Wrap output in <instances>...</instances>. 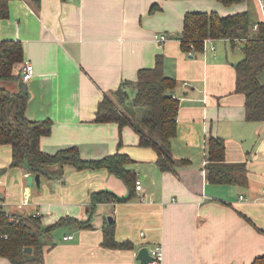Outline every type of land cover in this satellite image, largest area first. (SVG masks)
<instances>
[{"label": "crops", "instance_id": "crops-1", "mask_svg": "<svg viewBox=\"0 0 264 264\" xmlns=\"http://www.w3.org/2000/svg\"><path fill=\"white\" fill-rule=\"evenodd\" d=\"M245 2L225 7L216 0H7L0 41L23 46L15 73L26 62L34 67L24 82L25 115L52 122L51 133L40 138L41 150L77 147L84 159L125 153L143 181L141 192L129 198L123 180L107 169L74 168L64 179L66 167L62 176L48 167L52 175L40 174L42 191L34 192L35 185L26 183L29 174L11 166L10 147L0 145V204L7 212L38 214L46 227L68 217L89 220L85 229L73 222L59 226L54 246L45 247V264H139L138 250L154 245L162 247V264H250L264 254V121L245 119V96L235 91L233 65L243 58L241 45L209 40L201 53L185 52L177 38L186 12L225 16L247 11ZM163 34L168 39L160 45L155 37ZM158 55L177 82L170 154L178 165L186 160L170 171L157 166L152 148L138 145L130 125L119 131L115 122H95L103 97H114L124 81L134 82ZM5 86L18 89L14 82ZM211 136L223 139L226 163L245 165V185L207 181ZM100 190L128 199L100 203L90 215V193ZM109 216L114 239L130 241L131 249L103 245ZM0 264L11 263L0 258Z\"/></svg>", "mask_w": 264, "mask_h": 264}, {"label": "trees", "instance_id": "trees-1", "mask_svg": "<svg viewBox=\"0 0 264 264\" xmlns=\"http://www.w3.org/2000/svg\"><path fill=\"white\" fill-rule=\"evenodd\" d=\"M225 7L241 4L247 0H216ZM7 0H0V18L7 17ZM257 24V29L253 25ZM181 49L188 52L204 50L206 41L228 40L232 46L243 45V58L236 62L235 91L245 96V119L264 121V84L258 74L264 69V21L253 23L247 11L221 16L216 11H189L184 14L180 34ZM23 46L19 41H0V145L11 149V166L22 167L28 174L40 173L51 176L48 167L57 169L55 175L62 176L64 167L82 169H107L123 180L128 188V197L136 192L137 180L132 159L128 154L116 152L100 159H84L77 147L47 153L40 148V138L51 133L49 119L32 121L25 115L28 91L15 67L22 63ZM14 82L16 91L5 84ZM128 87L133 90V107H126L125 115L111 98L104 96L95 113V122H115L119 131L130 125L139 136V146L150 147L156 154L155 163L163 171L175 170L186 164V160L176 162L170 154V140L177 131L176 118L179 100L174 96L176 80L164 72L163 58L158 55L154 65L137 72L134 82L124 81L114 95L117 103L125 109L129 99ZM137 108L147 109L142 112ZM120 139V133H119ZM121 143V139H120ZM206 179L213 184H246L245 165L228 164L224 159V141L209 137L206 142ZM108 190L90 193L88 213L93 214L100 203L127 200ZM65 222H73L79 229L89 227V220L79 221L64 218L50 227L42 224L39 216L21 215L7 212L0 204V258L11 264H45V247H53V232ZM103 245L108 248L131 249L130 241L117 242L114 239V224L106 220L103 228ZM26 248H30L28 252ZM250 264H264V254Z\"/></svg>", "mask_w": 264, "mask_h": 264}, {"label": "built area", "instance_id": "built-area-1", "mask_svg": "<svg viewBox=\"0 0 264 264\" xmlns=\"http://www.w3.org/2000/svg\"><path fill=\"white\" fill-rule=\"evenodd\" d=\"M261 6V10L264 14V0H258ZM253 29H257V24L253 25ZM168 39V37L166 35H157L155 37V41L162 45L166 40ZM193 49V47L191 48ZM214 48L212 47V50ZM34 74V67L31 63L26 62L20 71V77L22 79L23 82L28 81ZM186 84V83H185ZM135 189L136 191L141 192L142 190V185L141 182L137 179L135 182ZM264 192V191H263ZM240 199L244 200L245 198L243 196H240ZM24 204L26 203V201L23 202ZM34 216H38V214H33ZM141 235H143V233H141ZM71 238V236L65 237V239H69ZM148 252L152 258V260L148 263V264H162L163 262V251H162V247L161 245H154L151 249H148Z\"/></svg>", "mask_w": 264, "mask_h": 264}, {"label": "rangeland", "instance_id": "rangeland-1", "mask_svg": "<svg viewBox=\"0 0 264 264\" xmlns=\"http://www.w3.org/2000/svg\"><path fill=\"white\" fill-rule=\"evenodd\" d=\"M258 0H247L245 3H246V9H247V12H248V16H249V18H250V20L253 22V23H256V22H260V21H262L263 20V16H262V11H261V9H259V5H258ZM239 53H241V51L239 52ZM128 95H129V99H127L126 101H125V105H124V107H125V109L124 108H122V107H120L119 106V104L117 103V100H116V97H115V95H114V97L113 96H111V97H109V98H111V100H112V102L114 103V104H116V106L122 111V112H124V114L125 115H128L127 114V112L125 111L126 110V107H133V104H132V98H133V90H132V92H131V89L130 90H128ZM138 110H140V111H144V112H148V110L147 109H143V108H137ZM140 150H143V149H140ZM68 170V171H67ZM69 170H72V172H73V170H74V168L73 167H71V166H69V167H66L65 168V176H64V179H68V174H69ZM76 170V169H75ZM142 178H143V175H142ZM140 182H141V184H143V181H142V179L141 178H137ZM57 184V183H56ZM55 184V185H56ZM42 191V187L40 186V189H37L36 188V190H34V192H41Z\"/></svg>", "mask_w": 264, "mask_h": 264}, {"label": "water", "instance_id": "water-1", "mask_svg": "<svg viewBox=\"0 0 264 264\" xmlns=\"http://www.w3.org/2000/svg\"><path fill=\"white\" fill-rule=\"evenodd\" d=\"M241 48H243V45H241ZM258 79L262 84H264V69L258 74ZM26 183L28 187H31L33 184L36 188L40 189L41 186V180H40V173L36 174H29L26 176ZM108 222H112V217H107ZM28 252L31 251L30 248H26ZM136 260L139 261V264H148L152 258L148 252L147 247H142L138 250L136 255Z\"/></svg>", "mask_w": 264, "mask_h": 264}]
</instances>
